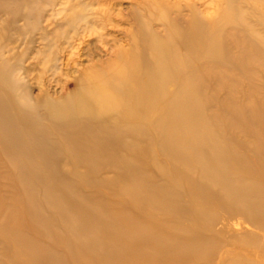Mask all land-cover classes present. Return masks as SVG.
<instances>
[{"label":"rangeland","instance_id":"obj_1","mask_svg":"<svg viewBox=\"0 0 264 264\" xmlns=\"http://www.w3.org/2000/svg\"><path fill=\"white\" fill-rule=\"evenodd\" d=\"M194 21L227 47L223 55L208 57L204 50L187 55L183 46L173 49L170 32ZM140 37L170 40L168 52L189 61L179 80L156 88L164 95L160 106L134 108L123 94L135 89L134 78L149 77L131 67ZM148 40L139 49L151 58ZM204 67L195 97L197 114L183 128L186 139L205 144L197 152L196 145L183 147L160 136L158 118L179 86L193 84L189 77L194 68ZM0 72L5 83L0 89L10 98L8 114L22 112L43 140L54 143L60 138L59 127L68 124L54 118V111L71 108L92 129L88 138L106 144L90 161L70 148L55 155L57 171L82 194L109 204L115 216L126 214L131 221L159 228L162 237L199 241L198 246L179 247L165 260L264 264V211L244 214L222 199L214 182L205 183L213 194H203L195 185L201 174H219L218 148L206 136L211 134L223 145L237 142L232 154L240 171L231 168V174H243L241 183L255 191L252 199L264 194V123L247 119V127L242 126L244 112L255 103L264 107V0H0ZM89 84L99 96L89 98L94 100L89 106L80 105ZM81 125L73 123L72 130L79 131ZM45 150L41 145L40 152ZM115 153L122 159L114 158ZM26 157L6 150L0 141V223L6 224L0 227V264H29L26 255L34 250L33 239L66 255L67 264H133L82 248L53 219L48 231L38 228L40 216L28 214L30 208L20 196L23 183L15 172L29 171L42 161ZM253 160L252 172L244 173ZM143 187L156 189L157 195L141 196ZM164 200L170 207H162ZM35 201L44 215H56L54 204L44 202L41 192ZM145 254L144 244L135 250L133 257L141 260L137 264H150L152 258Z\"/></svg>","mask_w":264,"mask_h":264},{"label":"bare ground","instance_id":"obj_2","mask_svg":"<svg viewBox=\"0 0 264 264\" xmlns=\"http://www.w3.org/2000/svg\"><path fill=\"white\" fill-rule=\"evenodd\" d=\"M147 40L148 38H139V42L131 54L133 57L131 67L136 72H148L149 77L145 80L134 78L135 89H128L123 92L126 101L131 102L134 108H139L141 105L148 106L149 103L160 106L164 95L156 91L158 85H166L174 79L179 80L186 69L185 64H189L187 59L177 58L168 52L170 40L174 45L173 49L175 46H183L187 50V55L204 50L208 57H213L216 53L223 55L224 48L227 49L226 46H221L217 37L208 36L203 26L196 21L182 29L170 32V40L168 41L150 38L149 40H152L149 43L150 50L153 53L151 58L145 56L143 49H139V44H146ZM204 69L205 67L202 69L194 68L192 77H189L193 84L190 87L179 86L177 92L171 95L168 102L169 106L163 111L159 109L161 116L158 118L161 125L160 136L179 142L183 147L193 148L196 145L194 149L197 152H202L205 149V144H193L191 140L186 139L183 128L197 114L198 103L195 97L202 82ZM1 84L4 85L5 83L0 82ZM93 95L99 96L95 86L92 84L85 86L83 95L79 97L80 105L86 103L85 106H89L94 101H89ZM9 105V95L0 89V141L6 150L10 149L13 152L24 154L25 157L26 155L30 157L39 156L40 161H42L37 162L29 171L20 169L15 172L17 180L23 183L20 196L24 204L30 208L28 214L32 217L40 216V218L35 217L39 219L37 220L38 228L48 231L49 226H52L51 220L53 219L54 226L59 223L64 229L63 234H66V238L77 241L82 245V248L97 253L99 251L102 255L116 259H128L133 264L141 261L133 256L135 250L143 244L147 248L145 257L149 255L152 258L150 264H176L175 258L165 260V257L171 255L179 247L199 245V241L196 239L181 242L177 239L162 237L159 228L149 226L144 222L143 224L139 220L131 221L126 214H118L121 217L115 216V213H112L108 208L109 204L105 206L101 205L105 203H96L94 199L82 194L76 183L57 171L55 155L65 148L73 149L80 159L85 161L97 158L105 151L106 144L88 138L87 132L92 129L76 118L77 111L71 108L66 110L59 108L54 111V118L66 120L67 122L64 124L68 125H61L59 127L60 138L54 143H50L43 140L38 129L32 126V122L22 112L15 111V114L9 115V111H7ZM247 119L264 123V107L255 103L251 110L244 112L242 121L244 128L247 127ZM73 123H80L88 128L81 125L79 131H73L71 127ZM4 129L7 131L6 133H4ZM206 136L210 138V143L218 148L220 154L219 174H201V178L195 185L203 191V194L209 191L213 194L212 189H205V183L214 182L220 188L217 191L222 194V199L225 198L228 203L234 205L232 206L234 209L249 215L263 212L264 194L262 197L256 195L257 199H252L255 196L253 194L255 191L250 186L241 183L243 174L241 172L231 174V168L232 171L235 169L240 171L239 165L233 162L234 155L232 154L233 148L238 147L237 142L231 141L230 145H223L216 141L211 134ZM41 145L46 147L44 153L40 152ZM112 156L122 159L118 153ZM26 159L29 160L27 157ZM254 163L255 160L249 164V167L244 166L242 171L244 173L252 172ZM257 184L259 183L255 185ZM39 185L41 186L40 190ZM206 185L209 187V184ZM155 187L157 189L162 188L161 185L157 184ZM40 192L43 194L44 202L54 204L56 215L47 216L42 213L41 205L35 201L37 193ZM139 193L141 196L144 194L148 196L157 195V190L143 187L140 188ZM163 194L165 197V192ZM169 196L167 193L165 199H168ZM162 207L170 206L165 205L164 200ZM234 224L240 225V222ZM5 226V223H0V227ZM10 238L14 239V236H10ZM28 239L26 240L28 241ZM32 245H34V250L26 255L29 264H67L65 261L67 256L54 250L47 243L33 239ZM68 245H70V241ZM143 261L147 262V259Z\"/></svg>","mask_w":264,"mask_h":264}]
</instances>
